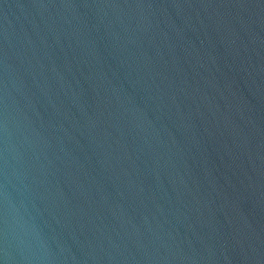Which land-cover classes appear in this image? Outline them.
<instances>
[{"label": "water", "instance_id": "water-1", "mask_svg": "<svg viewBox=\"0 0 264 264\" xmlns=\"http://www.w3.org/2000/svg\"><path fill=\"white\" fill-rule=\"evenodd\" d=\"M0 264H264V0H0Z\"/></svg>", "mask_w": 264, "mask_h": 264}]
</instances>
